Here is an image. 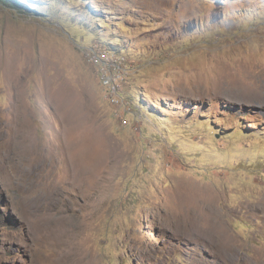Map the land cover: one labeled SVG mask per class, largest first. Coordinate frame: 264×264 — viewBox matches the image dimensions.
Returning a JSON list of instances; mask_svg holds the SVG:
<instances>
[{
	"label": "rangeland",
	"instance_id": "374dc122",
	"mask_svg": "<svg viewBox=\"0 0 264 264\" xmlns=\"http://www.w3.org/2000/svg\"><path fill=\"white\" fill-rule=\"evenodd\" d=\"M0 264H264V0H0Z\"/></svg>",
	"mask_w": 264,
	"mask_h": 264
},
{
	"label": "built area",
	"instance_id": "2783aa9c",
	"mask_svg": "<svg viewBox=\"0 0 264 264\" xmlns=\"http://www.w3.org/2000/svg\"><path fill=\"white\" fill-rule=\"evenodd\" d=\"M106 59H107V55L101 52H95L91 56V60L94 61L95 63H98L100 61L101 62L106 61Z\"/></svg>",
	"mask_w": 264,
	"mask_h": 264
},
{
	"label": "trees",
	"instance_id": "16d2710c",
	"mask_svg": "<svg viewBox=\"0 0 264 264\" xmlns=\"http://www.w3.org/2000/svg\"><path fill=\"white\" fill-rule=\"evenodd\" d=\"M18 4H20V7H24V3L18 2Z\"/></svg>",
	"mask_w": 264,
	"mask_h": 264
},
{
	"label": "bare ground",
	"instance_id": "6f19581e",
	"mask_svg": "<svg viewBox=\"0 0 264 264\" xmlns=\"http://www.w3.org/2000/svg\"><path fill=\"white\" fill-rule=\"evenodd\" d=\"M204 206V205H203Z\"/></svg>",
	"mask_w": 264,
	"mask_h": 264
}]
</instances>
